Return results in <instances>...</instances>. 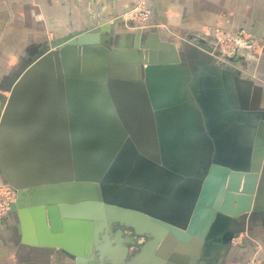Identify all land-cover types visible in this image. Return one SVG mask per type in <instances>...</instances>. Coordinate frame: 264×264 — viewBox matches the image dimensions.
I'll return each instance as SVG.
<instances>
[{
    "label": "water",
    "instance_id": "water-1",
    "mask_svg": "<svg viewBox=\"0 0 264 264\" xmlns=\"http://www.w3.org/2000/svg\"><path fill=\"white\" fill-rule=\"evenodd\" d=\"M122 22L53 40L3 98L9 213L77 256L109 255L120 225L150 236L142 253L156 264L208 259L229 248L243 216L264 215V90L203 61L189 78L159 34L138 29L115 45ZM241 120L248 136L233 141L226 131ZM54 188L57 198L42 196Z\"/></svg>",
    "mask_w": 264,
    "mask_h": 264
},
{
    "label": "crops",
    "instance_id": "crops-1",
    "mask_svg": "<svg viewBox=\"0 0 264 264\" xmlns=\"http://www.w3.org/2000/svg\"><path fill=\"white\" fill-rule=\"evenodd\" d=\"M135 4L136 0H0V99L9 95L17 77L48 51L53 40L111 23ZM148 7L153 11L151 25L161 40L176 45L180 55L187 45L205 53L211 51L208 30L216 26L228 31L244 29L264 40V0H148ZM128 31L124 22L116 26L117 34ZM122 42L127 44L128 40ZM244 54L243 63H258L251 68L239 65L242 79L252 80L264 90V54ZM147 137L160 136L155 131ZM4 183L0 178V185ZM242 220L248 240L227 250L218 260L211 255L204 264H264V215L247 214ZM132 231L124 230L121 240L124 242ZM44 238L39 228L24 226L18 212L0 218V264H156L154 253L138 260L135 248H129L121 260V248L112 244L110 254L100 259L95 250L91 256H77L51 246ZM197 261L189 264H203L201 257Z\"/></svg>",
    "mask_w": 264,
    "mask_h": 264
},
{
    "label": "rangeland",
    "instance_id": "rangeland-1",
    "mask_svg": "<svg viewBox=\"0 0 264 264\" xmlns=\"http://www.w3.org/2000/svg\"><path fill=\"white\" fill-rule=\"evenodd\" d=\"M139 4L138 6V10L135 12V16L134 13H128L129 11H127L125 14H123L122 17L123 18V22L125 23V26L128 28V32L127 33H136L138 29H141L146 35H149L151 33H155V34H159V32L157 30L154 29V26L151 25L150 20L151 17L153 16V11L151 9H149L148 7V0H136V4L134 5V7L132 9H134L137 4ZM131 9V10H132ZM130 10V11H131ZM131 14V15H129ZM134 16V17H133ZM119 18V17H118ZM114 20L111 22L113 23ZM244 35V38L251 42V45L253 46L251 49L247 48V47H240L239 44H237L236 42L230 41L229 40V36L235 35L237 33H242ZM126 33V34H127ZM125 33L120 35L116 33L115 30V34H114V44H120L122 43V41L124 40H128L127 36ZM208 34H209V38L210 41L212 43L213 49L211 51H206L202 52L199 51L197 49H194L193 47H191L190 45L186 46V50L184 52V54H181L182 57V66L185 67L187 75L189 76V78H193L195 76H197L200 73V66H201V61L206 62V63H211V64H215V65H219V66H224L226 69L230 70L231 72H233V74H235L236 72L239 73V78L242 79V74L238 71L239 69L237 68L239 65H244L246 67H253L254 66V62H246L243 63V61L246 59L245 54L244 53H251L254 55H257L258 57L260 55L264 54V40H260L257 37L253 36L251 33L247 32L244 29H238L236 31H228L222 27L216 26L213 27L212 29L208 30ZM160 36V34H159ZM161 38V36H160ZM167 43H172L170 41H165ZM112 48V47H111ZM255 56V57H257ZM230 57V58H234L235 61H229L226 58ZM258 57L256 59H258ZM258 63V62H257ZM257 63L255 61V66H257ZM264 66V63L261 64V67ZM237 69V70H236ZM248 80V79H245ZM252 81V80H251ZM254 82V81H253ZM255 83V82H254ZM7 96H4L0 99V104L3 101V98H5ZM264 103V101H263ZM258 215H254L253 217H257ZM243 221V220H242ZM242 221L240 222V225L238 228L237 233L235 234V237L233 238L229 248H226L225 250L222 249H215L214 253L212 254L213 260H218L221 257V254L225 253L227 250H231L233 247L237 246V245H242L243 242H245L246 240H248V234H247V230H246V225L242 223ZM124 230H126L127 232H129L131 230V228H127V227H120V225H115L113 228V233L110 234L111 238L113 239V245H119V247L121 248V260L122 258L125 259L126 258V254H128V249L129 248H135L138 250L137 253V259L139 260L142 256V249L144 247V245L151 239L149 235H143V236H135L134 230L132 231V234L125 239V241L123 242V233ZM121 231V238L123 240H121L119 243H115V239L114 237L117 236L118 232ZM125 237V235H124ZM134 241L133 244L130 245V240ZM115 243V244H114ZM122 244H126V247L123 248ZM102 246V244H100ZM97 254V251H96ZM122 254L124 257H122ZM198 258H193L191 261H197ZM202 260V259H201ZM209 259H204L203 260V264L208 262ZM122 264V261L120 262ZM201 263V262H200ZM167 264H175V263H167Z\"/></svg>",
    "mask_w": 264,
    "mask_h": 264
},
{
    "label": "built area",
    "instance_id": "built-area-1",
    "mask_svg": "<svg viewBox=\"0 0 264 264\" xmlns=\"http://www.w3.org/2000/svg\"><path fill=\"white\" fill-rule=\"evenodd\" d=\"M139 4L140 3H138L137 6L131 11H129L128 13H131V14L134 13V16H135V12L138 10L137 8ZM229 40L236 42L237 44L240 45V47H247L249 49L253 47L251 43H249L251 41L248 42V40L244 38L243 32L229 36ZM16 197H17V194L13 188H11L10 186L6 184L0 185V218H3L9 214L11 205L15 203Z\"/></svg>",
    "mask_w": 264,
    "mask_h": 264
},
{
    "label": "bare ground",
    "instance_id": "bare-ground-1",
    "mask_svg": "<svg viewBox=\"0 0 264 264\" xmlns=\"http://www.w3.org/2000/svg\"><path fill=\"white\" fill-rule=\"evenodd\" d=\"M208 70H206V71L207 72H211V71L212 72H215L212 69L209 70V71ZM232 95L234 96V93H232ZM232 124H233V131H230L228 129V131H226V132L228 133V136L232 135V138L231 139L233 141L236 140L237 138H238V141L239 140L241 141L242 139H245L248 136L247 129H248L249 124H247L246 121H242L241 120L240 123L233 122ZM246 153H247V147L245 146V147L242 148V152L240 154H242L243 156H245ZM47 175L50 176V175H52V173H49ZM178 186H180V185L175 184V187H178ZM189 187H191V185H189ZM143 190L146 193H151V191H150V189L148 187H144ZM59 192H61V190H58V188H54V189H52V191H49V192L43 191L42 193L44 195H42V196H45L46 195L47 197H51L52 199H55V198H57L59 196V194H58ZM133 194L136 195V193H133ZM38 195H41V192H38L37 193V196ZM165 206L166 205L162 206V208H164Z\"/></svg>",
    "mask_w": 264,
    "mask_h": 264
}]
</instances>
